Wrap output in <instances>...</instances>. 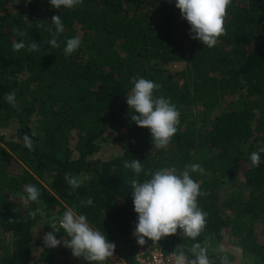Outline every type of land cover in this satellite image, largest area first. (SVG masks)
Wrapping results in <instances>:
<instances>
[{
  "label": "trees",
  "instance_id": "trees-1",
  "mask_svg": "<svg viewBox=\"0 0 264 264\" xmlns=\"http://www.w3.org/2000/svg\"><path fill=\"white\" fill-rule=\"evenodd\" d=\"M59 15L65 31L53 47L48 29ZM224 27L209 48L191 38L175 0H81L58 10L49 0H0V129L17 125L13 140L0 135V264H87L63 243L43 244L68 207L105 233L126 264H136L144 246L168 253L227 238L242 259L264 264V152L259 166L249 161L264 148V0H232ZM72 37L81 46L65 56ZM20 40L26 46L17 51ZM32 41L39 51L29 50ZM140 77L158 84L154 94L170 98L180 114L177 133L162 149L131 119L126 95ZM9 92L14 104L4 99ZM106 144L120 154L96 158ZM131 160L142 163L140 175L124 166ZM191 163L204 170L193 174L203 193L198 206L207 213L201 234L193 241L178 230L138 245L131 181ZM69 173L83 178L80 188L67 184ZM27 184L40 189L39 203L22 200ZM88 198L93 205H81ZM208 254L220 264L216 250ZM225 254L239 264L236 252Z\"/></svg>",
  "mask_w": 264,
  "mask_h": 264
},
{
  "label": "clouds",
  "instance_id": "clouds-1",
  "mask_svg": "<svg viewBox=\"0 0 264 264\" xmlns=\"http://www.w3.org/2000/svg\"><path fill=\"white\" fill-rule=\"evenodd\" d=\"M80 2L81 0H49L57 10L62 7L70 9ZM231 2L232 0H175V7L180 11L182 19L189 24L191 38L198 40L203 46L212 48L226 32L224 21ZM51 23L54 24V30L48 29L52 37L49 42L53 47H57V39L65 28L60 15L53 16ZM25 46L23 40L13 45L17 51ZM80 46L79 37L68 38L63 49L64 55H72ZM28 47L30 51L40 49L34 41ZM159 87L151 79L140 77L133 81V86L126 95L127 105L133 113L132 121L136 126L149 130L156 149L165 148L170 143L180 123L179 111L170 98L154 94ZM4 99L7 103L14 104L15 92L7 93ZM23 142L25 148L33 149V140L28 135L23 137ZM261 152H264V148L251 152V166L260 165ZM124 166L136 175L143 172L139 160L125 161ZM203 171L199 163H191L185 165L183 170L165 167L152 172L146 180L131 181L133 209L137 214L132 235L138 245L144 246L146 240L158 242L163 237L175 235L178 230L182 236L196 240L205 227L207 213L198 206V197L203 193L200 183L193 179V174L202 175ZM65 181L72 190H76L81 187L83 178L69 173L65 175ZM24 193L22 200L25 204L30 201L40 202L41 192L34 184L25 185ZM80 203L83 206H91L94 201L88 198ZM52 228H56V231H49L43 238L46 248L55 249L63 243L73 257L82 258L87 264H108L114 255L116 245L108 240L105 233L91 225L86 215L79 214L73 207L66 208ZM60 229L63 230V239L56 237V233L61 232ZM216 252L220 264H230L222 245ZM208 253V245L195 242L187 251H174L173 264H212Z\"/></svg>",
  "mask_w": 264,
  "mask_h": 264
},
{
  "label": "rangeland",
  "instance_id": "rangeland-1",
  "mask_svg": "<svg viewBox=\"0 0 264 264\" xmlns=\"http://www.w3.org/2000/svg\"><path fill=\"white\" fill-rule=\"evenodd\" d=\"M180 69H181L180 66L172 65V70L177 71ZM38 122H39V120L35 119V121L33 122L32 125L34 128V131L41 136L42 130H41V127H40ZM16 128H17V125L15 123L13 125H11L10 127H8L7 129L1 128L0 129V135L4 136L6 142H9V141L13 140ZM114 135L115 134L112 135L113 138L115 137ZM112 141H114V140H112ZM4 144H5V142L2 143V145H4ZM115 149H116L115 145L106 144L103 146V148L100 150V152L95 157L106 160V159H109L110 156H112V155H115V154L119 155L120 153ZM227 196H228V193H225L224 198L227 199ZM55 222L56 221H54V223ZM263 231L264 230H261V233H263ZM228 241H229V239L227 238L223 242H221V244H218V245L217 244H210L208 247L213 249V250H216L219 246L222 245L226 251L237 253V256H238L237 261L239 264H241V262H243V261H245L247 264L253 263L251 261L250 257L249 258L247 257V259L246 258L242 259L241 252L237 250L236 245L232 244V243L228 244ZM108 264H126V263L121 257H119L118 255H116L114 253L113 257L110 258Z\"/></svg>",
  "mask_w": 264,
  "mask_h": 264
},
{
  "label": "built area",
  "instance_id": "built-area-1",
  "mask_svg": "<svg viewBox=\"0 0 264 264\" xmlns=\"http://www.w3.org/2000/svg\"><path fill=\"white\" fill-rule=\"evenodd\" d=\"M136 264H173V252H165L162 247L144 246L135 257Z\"/></svg>",
  "mask_w": 264,
  "mask_h": 264
}]
</instances>
